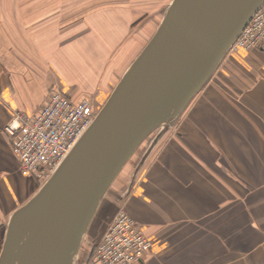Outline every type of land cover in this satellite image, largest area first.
I'll use <instances>...</instances> for the list:
<instances>
[{
	"label": "crops",
	"instance_id": "1",
	"mask_svg": "<svg viewBox=\"0 0 264 264\" xmlns=\"http://www.w3.org/2000/svg\"><path fill=\"white\" fill-rule=\"evenodd\" d=\"M7 1L0 0L1 225L13 212L1 183L16 173L33 179L20 170L5 124L16 110L35 112L52 86L75 99L84 95L63 75L60 61L74 46L61 51L60 34L91 28L92 18L111 31L112 24L119 26L118 17L131 13L115 10L124 4L68 10L66 18L58 9L45 10L52 23L47 29L38 21L44 11L32 15L22 7L17 15L4 8ZM163 1L161 18L171 0ZM85 47L80 42L88 61L102 55L99 45L92 51ZM180 119L178 138L163 151L138 158L126 191L123 182L114 186V201L121 200L153 243L137 264H264V51L225 55ZM91 250L83 256L80 251L74 264H90Z\"/></svg>",
	"mask_w": 264,
	"mask_h": 264
},
{
	"label": "water",
	"instance_id": "2",
	"mask_svg": "<svg viewBox=\"0 0 264 264\" xmlns=\"http://www.w3.org/2000/svg\"><path fill=\"white\" fill-rule=\"evenodd\" d=\"M264 0H171L89 127L9 216L0 264H74L98 207L144 139L172 125Z\"/></svg>",
	"mask_w": 264,
	"mask_h": 264
},
{
	"label": "rangeland",
	"instance_id": "3",
	"mask_svg": "<svg viewBox=\"0 0 264 264\" xmlns=\"http://www.w3.org/2000/svg\"><path fill=\"white\" fill-rule=\"evenodd\" d=\"M163 2L162 0H10L5 2L4 8L17 10L16 12L13 11L17 15L20 14L19 11L22 7L28 11L27 14L32 15L36 14L37 11H39V13L44 11L43 16H40L38 21L40 24L47 23V27H44L48 29L51 28L52 23L50 16H48L45 10L50 12L57 11L58 9L60 11L59 14L62 16L64 14L71 15L67 14L68 10L76 11L79 8H92V10H96L100 6L112 5L111 8L109 7V10H111L112 8L114 9L115 4H124L126 8L118 7L115 10L124 11L125 14L131 13L130 16L126 15L122 20L118 17L117 24H119V26L112 24L113 27H115L113 28L115 31H112L113 29L111 31H103V29L99 28L100 23L98 21H93L92 18L91 28L83 30L81 26H77L75 30H69L66 33L60 34V40L56 42L59 44L58 46L62 48L61 51H67L70 45L74 46V48L67 51V58L60 61V67L64 69L63 75L67 77L65 79L68 81V84L70 83V86L74 85L75 87L73 88H76L78 92H82L84 95L89 96L93 108L99 111L127 68L156 31L162 19L159 16L162 12V4L163 7L165 6V2ZM81 5L83 7H80ZM61 18L66 17L62 16ZM17 19H19V17ZM111 21L112 19L109 17L107 22L108 27H110ZM113 22H115V20ZM18 26L20 25L18 24ZM100 29L101 31L99 32L98 30ZM41 33L43 34V32ZM52 35L53 34L50 33L51 37ZM80 42L90 48L97 45L103 47L101 48L102 55L99 56V54L96 56L98 58L94 57L88 61L86 57L80 54ZM243 51L245 50H241V54ZM96 61L99 62L97 63ZM67 89L70 88L68 87ZM181 121L179 117L172 125L159 127L153 130L127 161V165L125 164L126 166L125 168L123 167V171H120L121 173L118 174V178L113 183L114 185H111L108 193L102 199L89 225L81 245L80 251L82 252V256L88 249L94 248L102 232L112 221L117 210L123 205L119 204L121 200L114 201V186L123 182L121 183L122 190L125 189L126 191L129 183L128 180H130V176L138 167V158L147 152H149L147 154L149 156L150 153L154 155L159 151H163L162 149L164 146H167V144L169 145V140L178 138L175 131L180 129ZM148 156L144 157V159ZM142 165L143 164L140 163L139 167H142ZM33 179L29 176L25 178L21 174L16 173L14 176L5 178V184H3V182L1 183V185L4 186L2 188L8 190V194L3 196H5L4 201L10 203L8 207H10L12 211L26 203L38 191L39 182ZM3 190L4 189H0V192L2 193ZM4 226L5 225H1L0 223V251L3 244Z\"/></svg>",
	"mask_w": 264,
	"mask_h": 264
},
{
	"label": "built area",
	"instance_id": "4",
	"mask_svg": "<svg viewBox=\"0 0 264 264\" xmlns=\"http://www.w3.org/2000/svg\"><path fill=\"white\" fill-rule=\"evenodd\" d=\"M264 51V3L231 44L228 53ZM97 114L89 96L75 99L52 86L45 102L32 113L16 110L5 124L22 172L43 184L57 169ZM142 224L122 206L102 232L90 264H137L152 248Z\"/></svg>",
	"mask_w": 264,
	"mask_h": 264
},
{
	"label": "trees",
	"instance_id": "5",
	"mask_svg": "<svg viewBox=\"0 0 264 264\" xmlns=\"http://www.w3.org/2000/svg\"><path fill=\"white\" fill-rule=\"evenodd\" d=\"M72 97H73V96H72ZM127 163H128V162H127ZM127 163H126V165H127ZM126 165H125V166H126ZM125 166H124V168H125ZM124 168H123V169H124ZM123 169L121 170V172L123 171ZM121 172H120V173H121ZM117 178H118V177H116V179H117Z\"/></svg>",
	"mask_w": 264,
	"mask_h": 264
}]
</instances>
